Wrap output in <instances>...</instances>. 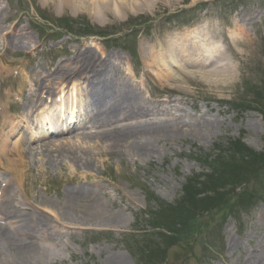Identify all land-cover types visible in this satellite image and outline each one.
<instances>
[{
	"label": "rangeland",
	"instance_id": "rangeland-1",
	"mask_svg": "<svg viewBox=\"0 0 264 264\" xmlns=\"http://www.w3.org/2000/svg\"><path fill=\"white\" fill-rule=\"evenodd\" d=\"M145 1L148 2L131 8L129 14L106 16L79 4H58V0H0L3 11L0 34L10 32L12 27H27L39 45L32 54L23 52L1 56L5 63L21 62L33 70L50 72L58 62L72 58L77 45L78 49L85 45L81 52H95V59L100 60L119 53L122 55L117 59L120 69L122 72L130 71L136 78L132 77L133 80L142 84L145 99L154 103L161 101L165 105L176 104L179 108L176 114L186 119L202 113L216 119L211 134L201 138L182 132L161 142L155 155L150 157L136 155L125 148L112 155L105 150L102 155H95L93 171H85L72 164L39 163L38 159L37 165L46 170L39 172L34 169L37 165H34L33 158H29L28 166L32 170H28L23 188L15 185L18 193L14 197L16 202L24 203V209L46 222V226H41L33 234L34 245L41 253L39 259L31 264H107L114 256H125L128 260L125 264H248L249 255L256 250L262 259L251 262L264 264V200L258 201L251 210L247 209L250 200H237L228 216H225L223 207L226 193L236 199L244 190L260 187L264 176L253 179L241 190L231 183L225 187L222 184L207 183L202 187L197 184L192 190L193 187L189 186L192 180L188 178L207 171L200 155L205 153L217 160L218 153L232 148L239 138L256 152L249 160L251 164H258V159L264 156V116L258 107L259 104L264 106V98L260 99L254 93L264 94V0ZM65 18L73 26H61ZM242 21L246 22L247 26L243 28L249 30L253 42L242 46L241 53L235 57L224 39L233 31L237 32L236 28H241ZM83 31L96 36H73L75 32ZM204 32H208L209 37H216L220 50L227 48L225 55L236 66L233 82L228 79L229 82L220 81L217 86L198 74L188 75L184 81L182 75L179 79L167 77L165 69L159 71L151 67L148 55L152 50L159 59L160 54L163 58L165 51H169L164 40H176L185 35L200 36ZM109 33L112 45L106 47L107 37L104 35ZM133 51H136L137 59ZM133 63H137V68L134 69ZM164 64L168 70L176 69L171 68L168 62ZM73 65L74 60L70 63ZM73 79L72 84L78 80ZM10 81L9 96L3 95L2 98V91L6 90L4 84ZM29 83L18 80L11 73L6 80L0 79V107L7 102L8 111L20 116L24 106L22 95L18 96V93L24 87L27 93L32 87L28 88ZM60 89L64 92L65 88ZM251 91H254L257 103L250 102L253 100L249 96ZM75 94V99L81 100L83 114H89L86 94ZM65 95L71 101L70 89H65ZM16 96L21 100L16 102V106L9 105V100ZM167 117L160 115L153 121ZM77 134L79 131L64 136L77 138ZM53 138L52 135L46 140ZM236 156L242 166L245 157L238 152ZM0 171V179L8 176L5 171ZM220 171L226 179L231 177L229 167ZM247 177L248 174L237 175L236 180ZM79 184L94 186L95 190L102 186L108 195L100 196L101 207L107 215H120L119 221L109 223L95 217L79 220L81 222L71 224L72 227L60 225L56 208H48V202L53 200L58 205L65 192ZM259 194L264 196V190ZM191 197H196V200L190 205ZM10 205L13 206L11 202ZM147 211L154 213V217ZM9 230L17 234L13 228ZM13 251L14 247L0 243V264L14 263L11 261Z\"/></svg>",
	"mask_w": 264,
	"mask_h": 264
},
{
	"label": "bare ground",
	"instance_id": "bare-ground-1",
	"mask_svg": "<svg viewBox=\"0 0 264 264\" xmlns=\"http://www.w3.org/2000/svg\"><path fill=\"white\" fill-rule=\"evenodd\" d=\"M142 2L147 3L148 1L58 0V4L67 6L79 4L85 9L95 10L96 13H103L106 16L108 14L115 16H120V13L129 14L131 8L139 6ZM2 17L3 11L0 9V22ZM241 25V28H236L237 32L233 31L234 35H229V39H225L235 57L241 53L242 46L253 42L249 30L243 28L247 26L246 22L242 21ZM214 37H209V33L204 32L200 36L185 35L176 40L171 38L170 41L164 42L169 51H166L163 58L161 54V59L157 58L151 49L152 53L148 55L151 67L158 68L159 71L165 69L167 77L179 79L182 75L184 81L187 80L185 77L188 75L198 74L217 86L220 81L232 79L231 82H233L236 76V66L225 55L227 51L220 50L219 41H216ZM0 46L5 51H26L28 53H33L39 48L27 27L16 30L12 27L9 34H0ZM84 47L85 45L82 48ZM94 54L95 52H81V49H76L73 55L75 62L73 66H60L58 63L52 72H41L38 69L35 72L27 71V77L22 80L31 79L34 83H29L28 88L30 85L32 87L27 93L25 87L19 90L18 96L22 95L21 102L24 106L21 118L9 117L5 104L0 107V112L3 115L6 113V117L3 116L0 133V170L8 175L0 179V243L14 247V255L11 257L13 264H31L39 259L41 251L34 245L33 234L41 226H46V222L41 217L24 209V203L16 202V197H14L18 193L15 185L23 188L28 177V170H32L28 166L29 158H33L34 165H37L39 159V163L45 164L50 161L64 165L72 164L85 171H93L96 163L95 155L100 156L105 150L112 155L125 148L136 155L150 157L155 155V150L161 142H165L164 140L171 139L182 132H189L191 135L204 138L207 133H212L215 126L216 119L207 117L205 113L186 119L184 116L175 114L179 110L176 104L165 105L161 101L154 103L145 99L142 95V84L138 80H133L130 71H121L117 60L122 58L119 53H112L103 60L95 59ZM104 56L103 54L102 57ZM67 61L66 59L61 64ZM164 62H168L171 68L176 69L168 70L166 66H163ZM3 72L10 73V69L1 62L0 73ZM73 78L79 80V87L76 81V84L72 86V91L70 90V95L76 92L86 94L89 109L88 118L85 121L81 123L80 120L74 118L68 125L70 127L74 121L81 125L82 132L77 134V138L64 136L66 133L72 134L75 131L68 126L66 130L61 126L54 130V123L57 122L59 127L62 122V119L53 120L54 110H59L61 118L72 116L74 113L73 108L69 113L62 112L65 107H69L66 103V96L63 94L60 104L57 106L54 104L53 110L52 107L48 108L46 103V96H52L56 92L55 84H65ZM75 103L80 104L78 100ZM42 107L40 114L34 115ZM164 113L168 116L167 118L153 121L157 120L154 117ZM42 120L46 122L47 132L54 131V138L46 140L48 139L46 135L40 137V132L34 133L33 131L28 137V127H34V124ZM15 137L16 140H14ZM64 138L66 140H63ZM43 168L42 165L34 166V169L39 172L46 171ZM107 195L108 192L102 186L95 190L94 186L79 184L67 190L65 196L57 202L58 205L50 200L47 207L56 208L57 222L64 227H72L71 224L81 222L79 220L95 217L100 221L114 223L119 221L121 216L107 215L101 207L100 196ZM35 206L41 208L38 205ZM3 220L5 222L1 224ZM11 228L17 234L12 233L9 230ZM258 259H262V256L256 250L249 255L248 264H253L251 260L257 262ZM127 261L125 256H114L106 263L125 264Z\"/></svg>",
	"mask_w": 264,
	"mask_h": 264
},
{
	"label": "trees",
	"instance_id": "trees-1",
	"mask_svg": "<svg viewBox=\"0 0 264 264\" xmlns=\"http://www.w3.org/2000/svg\"><path fill=\"white\" fill-rule=\"evenodd\" d=\"M259 95L260 99H263L264 98V94H258ZM235 150V147L232 148ZM236 150L238 151V153L242 156H244L245 160L241 166L242 169H236V167L238 168L239 167V160H231V163H228L227 164V167H229V174H231V178L230 179H233L236 175H239L241 173H244V172H249V171H253V173L257 172V170L259 169V167H261V164H264V156L262 157V159H258V164H248L250 158H252L254 156V154L256 152L252 151L251 149H249L247 146H245L244 144L238 142V144L236 145ZM262 161V162H261ZM227 175V174H226ZM224 174L221 173L219 175V177L217 178V180L215 181V183H212V185H220L222 184L223 186H225V183L226 181L224 180ZM212 181V180H211ZM234 181V180H233ZM217 186H213V188H215ZM220 190V188H219ZM212 191V190H211Z\"/></svg>",
	"mask_w": 264,
	"mask_h": 264
}]
</instances>
